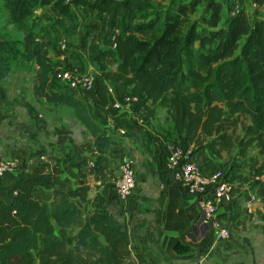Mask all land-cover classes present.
I'll list each match as a JSON object with an SVG mask.
<instances>
[{
    "label": "trees",
    "instance_id": "1",
    "mask_svg": "<svg viewBox=\"0 0 264 264\" xmlns=\"http://www.w3.org/2000/svg\"><path fill=\"white\" fill-rule=\"evenodd\" d=\"M1 1L21 39L14 40L0 29V81L11 73L17 59L33 61V96L53 107L71 109L93 137L95 148L119 151L88 99L64 90L56 80V62L48 46L42 45L32 16L37 5L51 4L59 13L49 25L52 29L74 21L73 5L94 14L85 31L86 39H92L88 51L98 76L111 83L113 99L124 102L127 96L135 97L133 111L145 123L155 118L158 108L165 109L173 132L183 136L182 144L193 146V155L208 149L220 158L224 151L234 150L237 159L251 160L250 153L256 149L261 163L252 175L262 174L264 18H249L244 9L224 15L221 0H209L196 22H189L190 8L182 0H170L161 20L149 15L152 0ZM251 1L264 6V0ZM199 23L207 32L198 31ZM109 31L112 45L94 42ZM107 59L114 62L113 70L108 69ZM93 91L100 104L109 102L103 86L95 83ZM6 95L0 85V100ZM57 133L59 143L71 141L63 136L64 131ZM81 166L74 162L67 171L78 200L98 203L87 214L88 229L65 239V231L82 221V209L73 201L51 203L35 193L37 187L59 181L61 165L28 171L25 163H17L16 179L6 192L8 201L0 198V264H125L131 257L132 237L109 210L111 204L124 208L121 200L115 194L89 199ZM262 206L264 209V197ZM228 215L233 223L242 211L233 209ZM133 248L136 255L152 254L137 244Z\"/></svg>",
    "mask_w": 264,
    "mask_h": 264
},
{
    "label": "rangeland",
    "instance_id": "2",
    "mask_svg": "<svg viewBox=\"0 0 264 264\" xmlns=\"http://www.w3.org/2000/svg\"><path fill=\"white\" fill-rule=\"evenodd\" d=\"M182 1L188 4L190 8L187 13L189 22H196L200 20L201 13L206 9V4L209 0ZM221 2L224 8V15L244 9L249 18H264V6L253 3L251 0H221ZM152 3L153 8L149 11V15L158 17L161 20L165 10L170 6V0H152ZM82 8L76 5L72 6L74 21L68 23L64 28L57 26L56 29H52L49 27L50 23L60 17L51 4L35 6L32 16L38 24L36 31L39 39L43 46H48L51 58L53 62H56L57 67H69L83 72H92L95 73L97 80L99 76L96 71L98 69L91 60L88 51V45L92 42V39H86L84 33L85 27H88L89 23L93 21L94 14ZM173 10H175L174 7ZM0 29L7 32L8 36L14 40L19 41L21 39V33L9 23L8 13L3 8L1 0ZM207 30L205 25L199 23V32L205 33ZM111 37V31H109L104 37L95 39L94 42L112 45ZM62 44L66 46L63 50L60 49ZM58 50L61 53L58 54ZM62 55L63 59L61 58ZM73 55L79 57L76 58ZM113 65L114 62L109 59L108 69L113 67ZM33 80V68L22 62L21 59H17L13 62L11 73L0 81V85L4 87L7 93L6 98L0 100V158H8L5 160H10L11 156L26 154L28 150H31L30 154L32 157L40 156L41 154L51 155V153L57 152L62 155L59 159L61 162V164L59 163L61 165L60 171L64 169L66 173L71 170L74 162H81L83 166L80 168L85 171V181L88 184L89 193L92 194L89 197L91 200L94 197H99L97 185L102 188L103 192L105 188L111 187L110 182L112 183V181L110 189L113 193L112 195H114V182L119 176V163L113 162L114 158L111 154H118L122 151L121 149H123V153L128 152L130 149L131 155L136 161V168L142 175L143 164L146 162L143 154L145 153L147 156L148 153V156H151V149L148 146L152 141L160 140L161 144L162 142L167 144L179 143L176 140L177 135L172 130L165 109L158 108L157 115L150 123L142 122L137 124L136 117L131 116L128 119L126 114V118L132 121H128L127 124L139 129L141 135L136 133L124 135L117 130L118 125H116V122H114L113 129L102 122L108 128V134L115 140L114 146H118V144L121 146L116 147L119 149L118 153H114L111 149H97L93 146V137L73 117L74 114L71 109L64 106L49 109L47 104L33 96ZM30 108L32 111L28 113ZM9 111L11 112L9 113ZM130 114L133 115L132 112ZM60 125L68 129H61V131H64L63 136L71 139L70 142L65 141L59 144L58 133L56 132L55 136L53 135V129L60 128ZM42 127H45L46 133L44 136L46 137L40 131ZM127 137H130L131 141L133 140L137 144L132 147V144L130 145L128 141L130 139ZM44 140L58 143L53 145L52 148H48L45 146L46 141ZM143 142L147 146V153L142 149L144 146L141 143ZM56 145H58L57 149H55ZM250 154L252 159H245V161L253 162L254 164L252 165L256 168L261 163V157L257 154L256 149H253ZM53 164L47 165L46 168L50 169ZM112 177L114 178L113 180ZM152 195L155 197V194ZM152 195L141 196L138 181L135 180V186L129 199L125 202L121 201L124 208H119L112 204L109 205L112 215L132 237L130 248L137 244L140 248H144L145 251L151 250L152 254L156 253L159 256L157 258L158 264H264V212L261 211L258 212L254 219L248 220L249 218L246 216L240 226L237 224L230 227L231 232L237 237L235 242H229L228 240L218 242L211 250L206 249L201 254L196 253L194 256H189L188 259L175 256L168 257L161 247L160 236L157 234V228L161 225V219L159 218L161 209L155 203V200L152 199ZM133 203L135 205L131 206ZM128 213H131V218L125 220L124 217ZM84 220L83 216L82 221L79 222L80 224H77L72 229H67L64 238L67 239L73 232L82 230ZM143 242L146 247H142L144 246ZM132 249V252H135L134 248Z\"/></svg>",
    "mask_w": 264,
    "mask_h": 264
},
{
    "label": "crops",
    "instance_id": "3",
    "mask_svg": "<svg viewBox=\"0 0 264 264\" xmlns=\"http://www.w3.org/2000/svg\"><path fill=\"white\" fill-rule=\"evenodd\" d=\"M86 29L87 27H85L84 31H86ZM27 64L33 68L35 74L36 68L34 62L31 61ZM106 64L109 66V59L106 60ZM114 68L115 64L109 70H113ZM96 72H98V70ZM96 86H103L104 89L107 86L112 87L109 81H105L100 77H98V79L96 80ZM50 89L52 90V87ZM72 93L76 97L88 99V101L92 105L93 113L98 116L102 122L112 127V129L114 128V122H116V125H118L117 130L121 133L130 132L141 135V133H139V129L127 124V122L130 121L128 119H130L131 116L136 117L137 124L144 122L143 119H141L137 113L134 114L132 112L133 115H131V112H118L114 110L111 106L113 97L108 93L107 94L109 95V102L107 104H100L98 102L95 91L85 93L84 95H81V93L74 91ZM39 100L47 104V107L49 109L53 108V106L46 103L44 99L41 98ZM10 112L11 111H9V113ZM126 114L128 116V119L126 118ZM59 127L60 128L53 129L54 136L55 133L61 129L68 130L61 125ZM40 131L44 136L46 133L45 127H42ZM127 138L130 139V137ZM176 140L179 143H184L183 136L177 135ZM128 141L130 145L132 144V147L137 144L133 140L131 141V139ZM57 143L46 141L45 146L48 148H52L53 145ZM141 145L144 146L142 149H144V152L147 153V146H145V143L143 142L141 143ZM167 145L168 144L164 142H162L161 144L160 140H156L154 142L152 141L149 144L148 147L151 149V156L149 157L148 153L147 156L145 155V153L143 154L146 162H144L143 164L142 175L136 168V161L133 159L130 149L128 152L123 153V149H121V147V152H119L118 154H111V156L114 158L113 162L116 161V164L120 162L122 155H127L129 158H131L133 161V168L135 170V180L138 181L139 192L141 196L155 194V197L152 195V199L155 200V203L161 209L159 215V218L161 219V225L157 228V234L160 236L159 239L161 242V247L165 251L166 255L168 257L175 256L188 259L189 256H194L196 255V253L201 254L206 249L211 250L218 242L214 240L213 230L208 225L202 222L195 197L186 193L184 187L176 179L174 171L168 166L167 156L169 154V150ZM119 146L121 145L118 144V146L116 147ZM57 147L58 145H56L55 149H57ZM30 151L31 150H28L26 154L22 153L11 156L9 159L14 160L17 163H25L27 165L28 171H32L34 168L39 166L47 167V165L50 166V164L53 163L61 164L59 160L60 157H62L61 153L59 155L57 152H53L51 153V155L39 154L40 156L32 157ZM76 158L78 157L76 156ZM193 160L202 165L205 169L212 170L215 168H220L230 173L232 183L231 194L233 199L232 202L223 204L219 210L220 219L229 227V229L230 227L236 226L237 224L240 226L246 216L249 218L248 220H252L255 218V216L258 215L259 211L264 212L261 200L264 197V180H260L257 183H255V180H253L254 177L252 175V172L255 170V167L252 165L254 164L253 162H250L248 160L245 161V159H237L236 151L234 150L224 151L222 153V156L220 158H217L216 156L211 154L208 149H202L195 153V155L193 156ZM239 160L245 162H241ZM17 171L18 170L16 169L13 172L6 173L0 179V198L4 199L5 201H8L6 192L15 181ZM113 179L114 178L112 177V180ZM73 182L74 180L64 171V169H61L59 181H57L53 185H49L46 187L39 186L35 189V193L40 195L42 198L48 199L51 203L67 201L75 202L83 211L85 220L82 230H86L88 229L86 220L87 214L98 202L89 201L87 203H81L75 193ZM112 183L110 182L111 187ZM96 187L99 200L101 197H106L109 195L111 196L113 194L111 192L110 186L109 188H105L103 192L100 186L97 185ZM252 195L256 196L257 200L252 203V210L250 212H247L244 208V205L247 201H249ZM134 205L135 203H133L131 206ZM233 209L242 211V215L238 220L232 223L229 219L228 214ZM127 215L124 217L125 220L131 218V213H128ZM236 238V235L231 232V235L227 240L229 242H235L237 240ZM157 258H159V256L156 253L148 256H140L132 252L131 257L125 262V264H142L148 262L150 264H158Z\"/></svg>",
    "mask_w": 264,
    "mask_h": 264
},
{
    "label": "built area",
    "instance_id": "4",
    "mask_svg": "<svg viewBox=\"0 0 264 264\" xmlns=\"http://www.w3.org/2000/svg\"><path fill=\"white\" fill-rule=\"evenodd\" d=\"M65 44L60 49H65ZM63 59V55L61 56ZM55 78L63 86L64 90L79 92L81 95L91 92L95 88L96 75L92 72H83L76 68H56ZM106 93L114 96L113 88L107 86ZM133 96H127L124 102L113 99L111 106L120 112L133 111ZM169 154L167 164L174 171L176 179L184 187L187 194L195 197L199 208L201 220L214 232V240L221 242L227 240L231 231L220 219L219 210L223 204L232 202V183L230 173L220 168L212 170L205 169L202 165L193 160V146H185L182 143L168 144ZM17 169V162L0 158V179L9 172ZM119 176L114 182V194L121 201L130 197L135 186V170L133 161L127 155L122 156L118 164ZM253 180H264V170L261 175L255 176ZM257 200L251 196L244 205L247 212L252 210V203Z\"/></svg>",
    "mask_w": 264,
    "mask_h": 264
},
{
    "label": "water",
    "instance_id": "5",
    "mask_svg": "<svg viewBox=\"0 0 264 264\" xmlns=\"http://www.w3.org/2000/svg\"><path fill=\"white\" fill-rule=\"evenodd\" d=\"M92 196V194L91 193H89V197H91Z\"/></svg>",
    "mask_w": 264,
    "mask_h": 264
}]
</instances>
